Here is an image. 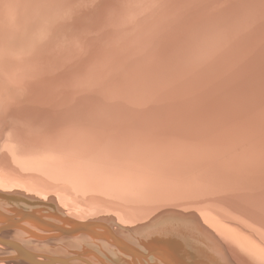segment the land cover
<instances>
[{
	"label": "bare ground",
	"instance_id": "obj_1",
	"mask_svg": "<svg viewBox=\"0 0 264 264\" xmlns=\"http://www.w3.org/2000/svg\"><path fill=\"white\" fill-rule=\"evenodd\" d=\"M0 112L5 196L125 224L203 211L264 237V0H0Z\"/></svg>",
	"mask_w": 264,
	"mask_h": 264
},
{
	"label": "water",
	"instance_id": "obj_2",
	"mask_svg": "<svg viewBox=\"0 0 264 264\" xmlns=\"http://www.w3.org/2000/svg\"><path fill=\"white\" fill-rule=\"evenodd\" d=\"M3 156L0 152V160ZM2 166L1 163L0 169ZM1 189L4 188L0 186V260L3 261L264 264V237L244 232L245 237L239 238L234 230L237 223L226 224L219 214L212 217L195 210L193 217L185 211L160 212L161 209L148 220L125 224L117 214L69 216L52 198L14 189L5 196ZM8 232L12 236H6ZM63 238L77 239L79 249H71L66 254L51 253L48 242Z\"/></svg>",
	"mask_w": 264,
	"mask_h": 264
},
{
	"label": "rangeland",
	"instance_id": "obj_3",
	"mask_svg": "<svg viewBox=\"0 0 264 264\" xmlns=\"http://www.w3.org/2000/svg\"><path fill=\"white\" fill-rule=\"evenodd\" d=\"M7 90H13L15 88V86L13 84H7ZM3 92V89L1 90V93ZM82 111V113L79 112V115H73V117L71 118V120H76V123L78 125H82V126H89L87 123L89 120H91V116L89 114L86 113V111H88L89 109H80ZM93 111H91V115H93V117H96V119L98 120V118H100V115L97 114L95 108L91 109ZM102 111V110H101ZM103 113V112H102ZM31 121L33 120H38L42 123V119L41 116L38 118L34 117L33 115L31 114H28ZM18 118L14 119V121L16 122H22V121H25L26 117L25 116H22V115H18L17 116ZM45 119V118H44ZM58 121L55 123L56 125H59L60 122L66 120L67 118H64V119H61V118H57ZM44 122L46 120H43ZM13 122V121H12ZM12 122H10L9 124H11ZM85 122V123H84ZM8 118L5 116V113L3 114L2 112H0V152H1V149L4 145V142H5V139L7 137V134H8V131L6 129H9L11 126H9L8 124ZM9 126V127H8ZM140 137V135H139ZM134 140H139V138H135L133 137ZM6 146V143L5 145ZM128 148V147H127ZM129 149L128 148V152H129ZM125 155H127L128 153L127 152H123Z\"/></svg>",
	"mask_w": 264,
	"mask_h": 264
}]
</instances>
